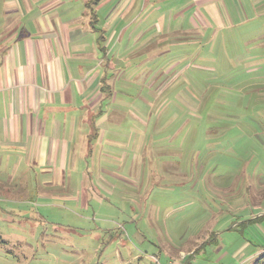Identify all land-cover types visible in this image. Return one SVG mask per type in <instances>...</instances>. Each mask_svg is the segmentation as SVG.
Instances as JSON below:
<instances>
[{
    "label": "rangeland",
    "instance_id": "374dc122",
    "mask_svg": "<svg viewBox=\"0 0 264 264\" xmlns=\"http://www.w3.org/2000/svg\"><path fill=\"white\" fill-rule=\"evenodd\" d=\"M229 1L208 30L133 44L116 67V107L150 104L157 122L139 139L125 132L144 149L125 164L131 183L78 211L0 194V264L253 263L264 246V19L252 13L264 2Z\"/></svg>",
    "mask_w": 264,
    "mask_h": 264
},
{
    "label": "crops",
    "instance_id": "0c3cea01",
    "mask_svg": "<svg viewBox=\"0 0 264 264\" xmlns=\"http://www.w3.org/2000/svg\"><path fill=\"white\" fill-rule=\"evenodd\" d=\"M93 1L0 5L2 195L22 194L30 202L33 194L43 206L68 209L65 204L71 203L78 211L93 200L103 202V193L107 199L115 194L116 181L131 183L134 170L125 164L132 153L142 157L140 134L157 122L144 109L150 104L144 103L147 114L139 115L116 107L125 74L121 69L114 74L116 67L130 61L133 44L142 51L162 46L164 32L184 38L208 30V19L228 17L229 0ZM252 14L264 19L262 10ZM127 115L134 117L133 125L126 123ZM131 129L139 131L137 141L126 136ZM263 253L264 246H258L246 260L254 262Z\"/></svg>",
    "mask_w": 264,
    "mask_h": 264
},
{
    "label": "trees",
    "instance_id": "16d2710c",
    "mask_svg": "<svg viewBox=\"0 0 264 264\" xmlns=\"http://www.w3.org/2000/svg\"><path fill=\"white\" fill-rule=\"evenodd\" d=\"M102 0H94L93 5H98ZM0 243H4L2 238H0ZM252 264H264V253L260 255Z\"/></svg>",
    "mask_w": 264,
    "mask_h": 264
}]
</instances>
